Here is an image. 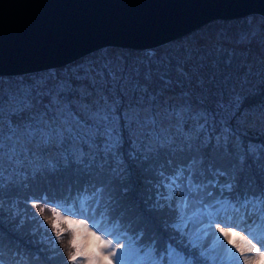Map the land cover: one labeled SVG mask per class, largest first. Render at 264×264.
<instances>
[{
    "label": "rangeland",
    "instance_id": "obj_1",
    "mask_svg": "<svg viewBox=\"0 0 264 264\" xmlns=\"http://www.w3.org/2000/svg\"><path fill=\"white\" fill-rule=\"evenodd\" d=\"M186 154L178 159L195 160L164 180L171 159ZM257 175L264 177L260 15L212 21L151 49L104 47L60 67L0 75V243L22 238L36 258L23 264H68L75 254L69 264H129L138 248L116 240L119 227L109 229L105 215L96 223L103 207L107 220L124 209L122 223V214L133 219L131 233L153 242L150 255L156 235L171 253L211 261L200 264H264V237L262 248L251 239L264 229L263 198L250 194ZM88 180L98 188L84 207L29 199ZM241 180L254 184L245 183L249 202L223 223L225 193Z\"/></svg>",
    "mask_w": 264,
    "mask_h": 264
},
{
    "label": "water",
    "instance_id": "obj_2",
    "mask_svg": "<svg viewBox=\"0 0 264 264\" xmlns=\"http://www.w3.org/2000/svg\"><path fill=\"white\" fill-rule=\"evenodd\" d=\"M248 15L264 18V0H0V75L60 67L104 47L151 49Z\"/></svg>",
    "mask_w": 264,
    "mask_h": 264
},
{
    "label": "trees",
    "instance_id": "obj_3",
    "mask_svg": "<svg viewBox=\"0 0 264 264\" xmlns=\"http://www.w3.org/2000/svg\"><path fill=\"white\" fill-rule=\"evenodd\" d=\"M187 155L188 154L180 155L176 157L172 155V157L174 158L171 159L172 160L171 167L168 168V171L166 170V174H160L161 177H165L164 180H166L168 175H171L174 177L182 166L188 165L189 162L195 160L193 156L187 157L186 160L178 159V157H186ZM207 164H211L213 167H216L217 170L220 168V165H221L220 162H209V161L206 162V165ZM205 172L206 174H211L212 171L204 170L203 173ZM171 176H169V178H171ZM257 179L258 181L255 183V185L257 184L256 187L258 189H253L252 191L253 193L251 192V194L252 195L254 194L256 197L260 196L264 200V177L257 175ZM159 180H162V179H159ZM92 183H94V180L71 182L67 189H61V190L58 187H44L42 191L40 190L41 192L38 191L37 193L32 194L29 197V199L45 201L44 203H47V204L49 203L53 206H60V207L69 205L73 201H79L80 203H82L83 201H86V200L88 201V199H91L92 197H94V194L96 193L97 191L96 189L98 188V186L97 185L91 186ZM245 183H248L251 186H254V184L250 181L241 180L237 184L236 189L230 190L231 192L228 190L225 193V197H229L231 200H234V201H237L238 199H242V198L244 199L248 191L250 192V187L248 186V184H245ZM257 190H259V193ZM243 199L236 204L240 205ZM104 209H106V207H103V209L100 208L99 210H97V212L99 213L102 212L103 214H107L106 211L104 212ZM118 211L119 212L121 211L122 213H124L123 208L119 209ZM119 212L115 213V215L112 216L113 220L119 221L121 219L120 217L121 212L120 213ZM122 218L129 220L128 227L132 231V224L130 223L133 222V219H128L124 217L123 214H122ZM167 221H170V224L174 222L168 219ZM176 223H179V222H176ZM161 234H163V236H166L167 232L166 234L165 232ZM140 237H142V235ZM150 237L156 238L158 240L157 246L159 249L162 250L166 248V246L164 245L166 242V237L157 238L156 235L150 236ZM21 239L7 237V240H11L10 245L7 246L8 244L5 242V238H2V243H0V264H23V262L25 261L32 262L36 260L34 254H30V252L26 253L25 247L27 244ZM24 256H26L27 259L22 258Z\"/></svg>",
    "mask_w": 264,
    "mask_h": 264
},
{
    "label": "bare ground",
    "instance_id": "obj_4",
    "mask_svg": "<svg viewBox=\"0 0 264 264\" xmlns=\"http://www.w3.org/2000/svg\"><path fill=\"white\" fill-rule=\"evenodd\" d=\"M43 202H45V201H43Z\"/></svg>",
    "mask_w": 264,
    "mask_h": 264
}]
</instances>
